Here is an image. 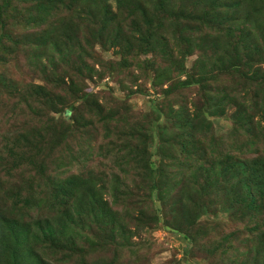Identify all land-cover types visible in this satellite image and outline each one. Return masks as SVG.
Wrapping results in <instances>:
<instances>
[{
  "label": "rangeland",
  "instance_id": "obj_1",
  "mask_svg": "<svg viewBox=\"0 0 264 264\" xmlns=\"http://www.w3.org/2000/svg\"><path fill=\"white\" fill-rule=\"evenodd\" d=\"M77 8L59 4L44 15V22L39 26L29 23L28 29L9 25L12 34L19 38L38 37L39 43H34L29 53L23 45L17 46L7 39L0 46V212L18 224L39 216L61 217L73 200L54 203L55 181L74 175L93 176L97 184L105 185L99 192L109 199L114 180L119 179L121 189L132 196L126 217L131 247L119 252L117 264H264V251H258V247H252V256L242 261L241 255L234 253L235 241L234 245L219 241L221 236L245 224L235 222L228 206L233 198L227 182L229 172H225L228 163L240 157L252 163L264 156V80L263 71L259 70L264 69V62L259 67L241 64L236 69H224L229 56L232 57L227 54V60L209 71L204 83L198 68L203 63L213 65L214 60L211 43L205 38L207 31H197L191 25L187 33H181L184 22L190 21L163 13L157 17L153 30L143 22L134 24L131 18L118 22L119 45L112 41L102 44L100 39H92L93 28L81 19ZM114 25L115 22L110 23V30ZM188 44H193L194 50L187 57L183 52ZM8 45L13 49H4ZM49 50L54 55L53 62L48 60L50 57H43L50 54ZM240 56L242 60L246 57ZM43 62L51 70L56 66V81L64 79L69 85L94 94L90 102H84L65 87L59 88L66 104L76 101L75 108L67 119L59 121L58 127L47 117L50 112L42 115L48 110L40 103L42 97L34 95L33 85L44 82V73L40 71ZM209 95L224 100L210 109L213 102ZM236 101H256L260 113L252 115L249 127L235 133L234 127H241L243 122L235 117ZM162 105L161 114L154 112ZM178 109L185 111L183 117H196L198 124L205 126L199 139L207 147L206 156L216 175L208 183L200 175L196 181L194 161L182 162L168 155L163 163H157L169 175L174 172L168 182L172 187L181 180L185 190H193V201L188 200L187 191L179 188L172 191L166 206L157 198L153 205L142 204L144 194L137 184L140 181L146 186L149 182L145 165L150 158H156L157 124L167 125L166 144L171 152L197 144L196 137L190 135L192 130L183 132L174 124ZM53 116L60 118L59 113ZM136 146L139 151L133 152ZM40 147L42 154L38 152ZM27 150L37 157L39 166L17 163L15 154ZM24 199L33 201L26 206ZM203 204L206 207L196 220L188 217L184 226L180 224L183 205L200 212ZM142 206L148 216L140 221ZM157 207H164V212L157 211ZM156 211L161 221L153 223L151 214ZM58 219L59 224L65 222L64 218ZM91 231L79 227L74 232L75 247H50L42 257L51 264H82V258L88 264L111 261L114 250L98 247L97 232Z\"/></svg>",
  "mask_w": 264,
  "mask_h": 264
},
{
  "label": "trees",
  "instance_id": "obj_2",
  "mask_svg": "<svg viewBox=\"0 0 264 264\" xmlns=\"http://www.w3.org/2000/svg\"><path fill=\"white\" fill-rule=\"evenodd\" d=\"M59 4L69 8L78 6L77 11L81 19H86L93 28L92 39H100L102 44L112 41L113 45H119L120 42L117 39L121 38V33L118 35L117 33L121 26L118 25V22L121 24L126 18H131L134 24L145 23L149 30L157 27V17L163 13L170 17L175 16L178 19L193 22V24L184 22L181 33H187V30L192 27L191 25H194L193 27L197 31H207L205 38L211 43L214 53L213 65L207 66L203 63L198 68L200 80L204 83L209 77V71L213 72L220 62L227 60V54L232 57L229 56L224 69L230 67L236 69L241 64L249 68L259 67V64L264 62V0H226V2L225 0H52V3L51 0H47V2L45 0L44 2L43 0H0V46L7 39L17 46L23 45L29 53L34 43H39L38 37L25 35L19 38L12 34L9 25L25 26L26 29L30 27L29 23L39 26L44 22V15H48L49 11ZM111 22H115V25L110 30ZM95 24L96 27L93 26ZM110 31L111 36H108ZM216 32L220 34L217 35ZM185 40L190 42L189 39ZM4 49L10 51L13 47L8 45L4 46ZM193 50V44H188L183 55L186 54L188 57ZM49 53L43 57H50L52 60L50 58L48 60L53 62L54 55L50 50ZM242 54L246 55L244 60L240 58ZM0 57L3 58V56ZM177 63L181 67L180 61ZM52 68L51 70L50 65L43 62L40 71L44 73V82L33 85V88L34 95L42 97L41 105L43 103L46 105V107L42 105L43 109L48 110L42 115H48L50 112L47 117L52 118L58 127L59 121L67 119L69 112L75 108L76 101L66 104L67 100L58 91L59 88L65 87L66 90L76 95V99H82L84 102H90L94 94L77 85H69L64 79L56 81V66L53 65ZM87 69L91 68L87 67ZM259 70L263 71L261 77L264 80V69L260 68ZM208 98L213 102L208 106L210 109L224 100L223 97L211 95ZM235 103L237 104L235 117L237 121H243L241 127H234L236 133L239 128L249 127L253 119L252 115L254 117L260 113V105L256 101L249 104L238 101ZM162 108L163 105L160 108H154V112L161 114ZM222 112L224 111L222 110ZM54 113H59L60 118L55 119ZM184 113L183 109L176 110L174 124L183 132L187 129L192 130L190 135L193 138L196 137L197 144L190 149L183 150L179 147L175 152H171L166 144L168 141L167 125L157 124L156 158L154 160L150 158V162L145 165L147 169L145 172L148 173L150 179L146 186L140 181L137 184V189L143 191L144 194L143 199H140L142 204L151 202L153 205L154 198H157L166 206L167 198L172 191L176 192L179 188L181 191H187L188 200L193 201V190L187 188L185 190V185L181 180L177 181L174 187L168 183L174 172L170 171L169 175L163 165L158 164L159 162L163 163L164 158L168 155L182 162L192 163L194 161L193 179L196 181L201 176L208 183L216 175V171L206 156L207 147L199 139V134L205 133V131L203 132L205 126H200L196 117L191 119L183 117ZM28 144H32V142L29 141ZM138 149L139 146H136L133 152ZM43 151L41 147L38 150L39 154H42ZM136 155L134 154V156ZM15 156L17 163L24 162L39 166L37 157L28 150L18 155L15 154ZM151 156H154L153 152ZM243 159L240 157L234 159L231 164L228 163L229 166L225 172H229V181L227 182L231 185L233 195L228 203V206L233 210L232 217L236 218L235 222L245 224H243V228L240 226L235 232L227 233L219 240L220 243H229V245H234L233 241H235L234 253L241 255L242 261L244 258L252 256V247L255 249L258 247V251H264V156L253 159L252 163ZM121 183L122 181L119 179L114 180V191L108 199L99 192V190L105 189V185L97 184L93 176L74 175L62 181H55L52 190L54 203L58 201L62 204L63 200L68 202L70 199L73 200L61 217L39 216L31 221L18 224L9 215L0 212V264H51L42 257V253L50 247L71 250L76 246L74 232L79 227L87 228L94 233L97 232L98 239L95 240H97L98 247L114 250V258L109 262L104 261L103 264H117L119 252L126 247H131V238L128 236L130 228L126 223V217L129 214L127 211L128 200L132 196H129L127 190L121 189ZM98 186L99 188H97ZM32 201L33 199H24L26 206L30 205ZM204 207H206L205 204L202 205L199 212L197 209L191 210L188 206L183 205L180 224L184 226L189 221L188 217H194L196 220V217L203 212L202 208ZM158 209L160 213L165 210L164 207H157V211ZM157 211L155 214H151L153 223L161 221L160 213ZM140 212L139 219L141 221L148 214L145 215L143 206ZM191 213L194 214L191 215ZM58 218H64L65 222L59 224L60 219ZM91 247L95 248L93 244ZM74 255L75 252L72 256ZM82 264H88L86 258H82ZM94 264L100 263L96 261Z\"/></svg>",
  "mask_w": 264,
  "mask_h": 264
}]
</instances>
